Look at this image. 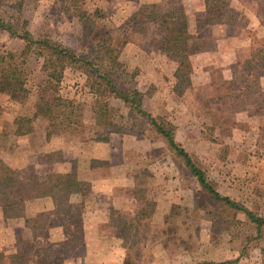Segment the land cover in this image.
Masks as SVG:
<instances>
[{
  "label": "rangeland",
  "instance_id": "obj_1",
  "mask_svg": "<svg viewBox=\"0 0 264 264\" xmlns=\"http://www.w3.org/2000/svg\"><path fill=\"white\" fill-rule=\"evenodd\" d=\"M70 1L0 0V17L14 31L0 26V55L11 59L25 83L20 97L0 92V123L33 111L36 86L55 83V73L59 93L82 110L75 132H57L41 117L25 138L35 165L69 158L77 169L71 173L85 180L62 212L29 218L33 240L17 237L23 257L15 264H264V229L257 236L243 212L204 191L146 119L99 77L106 71L118 88H137L143 109L174 130L214 188L264 217V108L252 92L253 79L264 91V27L256 28L264 26V8L260 23L249 9L239 18L240 3L259 0H229L238 8L236 20L223 24L207 23L197 0L161 2L165 11L184 9L192 35L191 83L181 95L174 91L177 62L162 48V31L153 23L134 28L130 21L139 0H82L83 9L98 12L85 25ZM24 29L40 42L29 44ZM103 44L114 49L119 64L93 60ZM74 56L90 58L93 72ZM247 59L252 62L245 68ZM96 102L108 104L106 125L96 123ZM4 136L0 147L12 154L13 139ZM16 169L43 173L33 166ZM22 195L19 189L7 193L0 207L11 215L23 212L28 198ZM132 222L134 228L124 229Z\"/></svg>",
  "mask_w": 264,
  "mask_h": 264
},
{
  "label": "trees",
  "instance_id": "obj_2",
  "mask_svg": "<svg viewBox=\"0 0 264 264\" xmlns=\"http://www.w3.org/2000/svg\"><path fill=\"white\" fill-rule=\"evenodd\" d=\"M81 1L82 0L70 1V5L74 10L73 14L82 25L89 24L90 20H94L98 12H90L83 9ZM204 6L206 21L209 24L231 23L236 20V10L231 7L229 0H204ZM263 8L264 0H259L257 12L261 13ZM130 21L133 23L134 28H138L139 25L145 23H153L162 31L164 34L162 48L170 53L177 62V67L174 72V91L181 95L190 86V75L192 73L189 51V41L192 35L188 30L187 16L184 9L176 8L165 11L160 2L143 3L130 16ZM0 26L7 30H11L10 25L1 17ZM22 37L29 42V44L40 42L34 39L25 29L22 32ZM94 53L95 57L93 60L98 63L103 64L104 61H112L115 62V64H119L118 56H113L114 49L109 47L106 48L104 44L102 47H95ZM74 59L79 60L83 64H88L90 68L89 71L93 72L92 67L94 63L90 61V58L85 57L82 59L74 56ZM10 60L11 59H7V55H0V64L2 67L0 72V92L7 95L9 98H15L17 96L20 97V94L25 91V83L21 77V73L19 74V71ZM251 60L252 59L245 60V68L250 66ZM2 64L4 66H2ZM55 76V83L52 81L53 79H49L45 86H36L38 91L33 116H17L14 118L16 135L32 133L34 131L33 122L38 116L46 119L57 132H75L77 130L78 125L82 121L81 104L75 99L65 97L59 93V75L55 73ZM99 77H101L115 97L121 99L131 110L146 119L149 125H151L162 137L167 148L182 159L190 175L196 178L198 184L204 191L214 200L222 202L226 207L243 212L250 222L255 225L257 236H262L264 217L255 214L245 205L229 196L222 195L214 188L207 178L206 171L199 167L194 162L191 155L176 142L174 130L162 125L155 117L143 109L142 93L137 88L128 90L118 88L106 71L100 72L99 70ZM253 82L255 85L252 86L254 87L252 92L253 94L258 93L261 95L262 105L260 104L259 108L263 109L264 91L261 90L259 82L256 81V79H253ZM96 107V123L106 125L108 104L96 102ZM108 124H110L109 121ZM111 131L113 130L109 129V133ZM263 131L264 127L261 129V135ZM81 186V181L77 179L74 173L49 172L44 179H40L31 172L27 173L24 170L12 168L4 161H0V197L3 198L7 193L16 189L22 191V196H24V198L50 197L53 201L54 209L52 211H47L49 215L62 212L63 206L67 204L70 196L81 192ZM42 213L39 212L37 215L40 216ZM28 220L29 219H26V222H28ZM111 220L114 222L115 219L111 217L110 221ZM126 227L127 228H123L131 230L135 226L132 222ZM21 257H23V255L19 250L12 254L0 252V264H15ZM205 264H233V262L209 261Z\"/></svg>",
  "mask_w": 264,
  "mask_h": 264
},
{
  "label": "crops",
  "instance_id": "obj_3",
  "mask_svg": "<svg viewBox=\"0 0 264 264\" xmlns=\"http://www.w3.org/2000/svg\"><path fill=\"white\" fill-rule=\"evenodd\" d=\"M164 0H139V4L143 3H150V2H162ZM181 3L187 4L190 3L191 1H196V0H180ZM201 2L202 4L204 3V0H197ZM196 1V2H197ZM250 3V2H249ZM231 7L237 8V6H233V4H230ZM240 8L244 9L243 13H241L240 17H244L243 14H245L246 10L249 9L250 15L249 17L252 20H255L256 23L259 22V13L257 12L258 9V4H250L249 7L243 6L241 3L239 4ZM255 6V7H254ZM205 7L202 5L200 8ZM253 7V8H252ZM252 9H253V14H252ZM202 10V9H201ZM204 10V9H203ZM246 18V17H244ZM264 26H259L256 27L258 30L260 28H263ZM254 30H257V29ZM257 35L259 34L258 31ZM262 36V35H261ZM264 77L261 76V80ZM261 86L264 88V82H260ZM35 110V109H34ZM34 110L31 112L25 113L23 116L27 117H32L34 114ZM5 118V117H3ZM2 118V119H3ZM14 118L15 116L12 117H6L4 122L0 123V142L5 140L4 133L8 132L7 137H11L13 139L14 145H13V152L12 154L10 153H5V149L0 147V161H4L7 163L10 167L12 168H23L27 166H33L35 168V172H37L38 168L43 169V173L39 172V178L44 179L46 174L49 172H61V173H70L72 171H76V168H73L75 166L74 162L71 161L69 158L65 159L64 161H54L52 163L47 164L46 162L43 161V163H40L38 165L34 164V156L33 152H31V146L27 144L26 137L30 136V134H25V135H16L15 130H16V124L14 123ZM40 116L35 118V120H40ZM46 120V119H45ZM7 124V126H5ZM34 124V122H33ZM36 124H34V130H35ZM6 127V128H4ZM4 142V141H3ZM1 146V143H0ZM79 181L85 180L82 178H78ZM77 194H72L70 198L73 195H78ZM69 198V199H70ZM70 202V200H69ZM24 210L23 212L15 215H11L10 213H7L3 208L0 207V252L6 253V254H12L16 252V242H17V237L22 236V238L29 237L30 240H33V231L29 227L28 222H26V219H29L32 216H35L39 212H45V211H52L54 209L53 201L50 197H34V198H28L24 200ZM100 212V211H99ZM98 211L94 212L90 220H93V225H94V220H97V214L98 217L100 215ZM109 220V217L107 219L105 218V222Z\"/></svg>",
  "mask_w": 264,
  "mask_h": 264
}]
</instances>
